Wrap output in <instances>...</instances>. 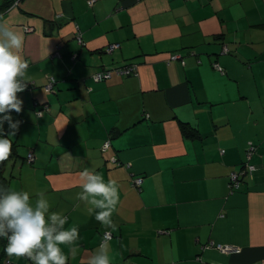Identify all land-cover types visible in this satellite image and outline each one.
Returning <instances> with one entry per match:
<instances>
[{
  "label": "crops",
  "instance_id": "obj_1",
  "mask_svg": "<svg viewBox=\"0 0 264 264\" xmlns=\"http://www.w3.org/2000/svg\"><path fill=\"white\" fill-rule=\"evenodd\" d=\"M0 23L23 35L28 61L2 174L33 207L47 202L48 226L78 228L59 245L67 264H264V0H0ZM85 169L117 186L111 226ZM6 244L0 264H34Z\"/></svg>",
  "mask_w": 264,
  "mask_h": 264
},
{
  "label": "clouds",
  "instance_id": "obj_2",
  "mask_svg": "<svg viewBox=\"0 0 264 264\" xmlns=\"http://www.w3.org/2000/svg\"><path fill=\"white\" fill-rule=\"evenodd\" d=\"M0 34L7 38V42H0V162L6 160L11 154L12 141L3 138L2 128L5 121L12 129L8 136H14L18 129L19 121L13 123L10 112H21L23 101L16 96L17 92H23L27 86L25 70L28 61L23 58V35L14 31L6 23H0ZM18 51L14 53L12 49ZM48 50L46 55L48 56ZM17 77H22L18 80ZM54 80V77L52 78ZM81 175L88 177V183L83 184L84 193L91 196L102 195L108 201L105 205L102 201H92L106 210L96 214V220L102 225H112L109 219L119 196L114 181L106 185L102 182L100 174H92L85 169ZM5 195L0 196V238L7 240L4 248L5 253L11 258H27L34 264H67L68 257L59 247L61 244L70 243L78 235V228L56 231L48 226L45 213L49 205L42 199H37L35 207L30 203V194L26 191H16L8 188ZM39 195V194H38ZM86 198V197H82ZM49 220L55 222L59 219L58 214H50ZM66 219V218H65ZM65 219H59L60 225ZM89 264H110L105 256L94 257Z\"/></svg>",
  "mask_w": 264,
  "mask_h": 264
},
{
  "label": "built area",
  "instance_id": "obj_3",
  "mask_svg": "<svg viewBox=\"0 0 264 264\" xmlns=\"http://www.w3.org/2000/svg\"><path fill=\"white\" fill-rule=\"evenodd\" d=\"M91 3V1H89ZM29 30V29H27ZM80 40V39H79ZM119 44H111L108 45V47L105 49L108 52H111L112 50L118 48ZM223 52H226V48L223 47ZM115 72L118 74H131L134 72L133 66H128V67H124V68H118L115 69ZM111 72L110 71H102V72H98L96 74L93 75V79L94 80H100V79H106L108 77H110ZM104 149L108 146V142H105V144L103 145ZM223 151V150H222ZM254 151V146L250 145L246 151V158L249 159L250 155L252 154V152ZM28 159L32 160V154H28ZM244 168L248 169V170H252L253 166L249 165L247 163V161L244 163ZM142 178L141 177H134L132 180V183L135 187L139 188L140 184H141ZM229 186L231 189H235L238 187L239 185V174L237 172H231L229 175ZM103 237L109 238L110 237V233L104 232L103 233ZM211 245H213L217 250H219L220 252H225V253H238L239 249L238 247L231 245V244H222V243H211ZM5 264H12L9 260L5 261Z\"/></svg>",
  "mask_w": 264,
  "mask_h": 264
},
{
  "label": "trees",
  "instance_id": "obj_4",
  "mask_svg": "<svg viewBox=\"0 0 264 264\" xmlns=\"http://www.w3.org/2000/svg\"><path fill=\"white\" fill-rule=\"evenodd\" d=\"M10 4H11V1H6V2H4V3L2 4V13H3V11L5 10V8L8 7ZM128 66H132V65L129 64V65H124V66L114 67L113 70L118 69V68L128 67ZM109 70H112V69H109ZM126 75H127V74H126ZM184 130L187 131L186 128H184ZM13 148H14V147L12 146L11 151L13 150ZM28 154H32V153H28ZM32 157H33V156H32ZM27 158H29L28 155H27ZM28 160H29V159H28ZM32 160H33V159H32ZM32 160H30V162H31ZM4 161H5V160H4ZM4 161H2V165L0 166V196L5 195V194L8 192V189H7V188H8V186H7V181H6V179L3 177V174H2V167H3V165H4ZM239 182H240V180H239ZM229 183H230V181H229ZM238 186H239V185H238ZM232 190H233V189H232ZM6 260H8V259H5L4 262H5Z\"/></svg>",
  "mask_w": 264,
  "mask_h": 264
}]
</instances>
